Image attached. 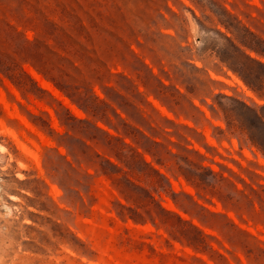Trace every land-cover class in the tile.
Listing matches in <instances>:
<instances>
[{"label": "rangeland", "instance_id": "374dc122", "mask_svg": "<svg viewBox=\"0 0 264 264\" xmlns=\"http://www.w3.org/2000/svg\"><path fill=\"white\" fill-rule=\"evenodd\" d=\"M0 148V264H264V0H0Z\"/></svg>", "mask_w": 264, "mask_h": 264}, {"label": "trees", "instance_id": "16d2710c", "mask_svg": "<svg viewBox=\"0 0 264 264\" xmlns=\"http://www.w3.org/2000/svg\"><path fill=\"white\" fill-rule=\"evenodd\" d=\"M232 69V68H231ZM236 72V70H233ZM192 197V196H190ZM184 223L189 224L194 230H196L198 232L197 236H187V232L182 234L181 237V243L182 244H187L190 247H192L195 251H198L200 249H202L201 251H207V247H209V249H212L209 245L207 246V242H206V238L209 237L211 238V236H209L208 234H206L200 227H198L196 224H194L192 221H185L182 220ZM205 247V248H201V247ZM156 252V251H155ZM161 258H166L169 257L171 254H167V253H159ZM175 255V254H174ZM177 257V256H176ZM178 258V257H177ZM180 261L183 263H188L185 259L180 258ZM163 264H169L168 262H164Z\"/></svg>", "mask_w": 264, "mask_h": 264}, {"label": "bare ground", "instance_id": "6f19581e", "mask_svg": "<svg viewBox=\"0 0 264 264\" xmlns=\"http://www.w3.org/2000/svg\"><path fill=\"white\" fill-rule=\"evenodd\" d=\"M1 123H3V122H1ZM3 126H4V125H3ZM9 132H10V131H9ZM10 133H11V132H10ZM12 133H13V132H12ZM12 133H11V134H12ZM14 135H15V134H14ZM14 137H15V136H14ZM16 140H17V139H16ZM18 141H19V140H18ZM18 141H17V142H18ZM20 147L24 150V152H26V153H28L29 155L35 157V155H34V154H33L28 148H26L25 145H23V144L20 143ZM0 151H3V150L0 148ZM11 197H12V196H11ZM0 247H1V246H0ZM0 251H1V250H0ZM1 259H3V258H1ZM5 259H6V257H5ZM3 260H4V259H3ZM3 260L1 261L2 264H3V262L5 263V261H6L7 259H6L5 261H3ZM7 262H8V261H7ZM7 262H6V263H7Z\"/></svg>", "mask_w": 264, "mask_h": 264}]
</instances>
